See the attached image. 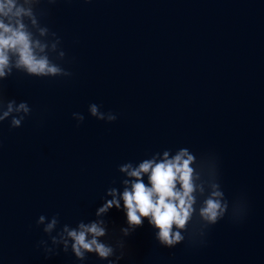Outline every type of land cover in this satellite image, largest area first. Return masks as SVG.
<instances>
[{
    "label": "water",
    "instance_id": "water-1",
    "mask_svg": "<svg viewBox=\"0 0 264 264\" xmlns=\"http://www.w3.org/2000/svg\"><path fill=\"white\" fill-rule=\"evenodd\" d=\"M70 77L13 74L5 101H25L19 128L0 122V264H108L69 251L45 256L40 215L71 226L98 219L118 166L182 147L215 159L229 210L193 241L158 244L144 220L127 237L121 209L100 217L117 264H264V0H41ZM54 58V54H53ZM95 103L114 122L88 114ZM82 113L77 126L72 113ZM10 119V118H9ZM207 161H205V166ZM145 177V181H146ZM246 212L236 220L233 203ZM55 234V233H53ZM119 255V251L116 253ZM114 259V257H113Z\"/></svg>",
    "mask_w": 264,
    "mask_h": 264
},
{
    "label": "clouds",
    "instance_id": "clouds-1",
    "mask_svg": "<svg viewBox=\"0 0 264 264\" xmlns=\"http://www.w3.org/2000/svg\"><path fill=\"white\" fill-rule=\"evenodd\" d=\"M55 2L47 0L49 4ZM40 3L41 0H0V82L14 71L37 78L72 75L57 63L65 59L66 53L60 48L61 40L57 34L41 23L46 10L38 7ZM87 111L98 121L111 123L117 119L116 113L101 111V106L95 103L89 104ZM30 113L31 108L25 101H5L0 84V122L9 120L10 128H19ZM72 118L77 126L85 119L78 112L72 113ZM118 172L124 177L120 181L123 190L115 187L106 190L105 197L111 199H106L96 209L98 219L80 220L74 227L65 223L58 228V214L50 218L42 214L37 218L36 225L43 226L42 232L47 239L39 240L36 247L42 249L46 257L57 254L59 247L64 253L70 251L79 261L94 254L100 260H107L108 264H117L124 255V242L121 239L108 243L102 239L107 237L108 228L100 217L112 208L120 210L121 201L127 224L120 229L122 236H129L147 219L155 230L154 239L166 248L185 241V233L194 219L200 228L191 233V238L193 241L199 238V243L203 244L204 230L218 223L229 210L218 182L215 159L198 160L186 147L174 153L171 150L154 153L136 164L123 163L118 166ZM245 212L243 201L233 203V219L242 218ZM118 251L119 255L116 254Z\"/></svg>",
    "mask_w": 264,
    "mask_h": 264
}]
</instances>
